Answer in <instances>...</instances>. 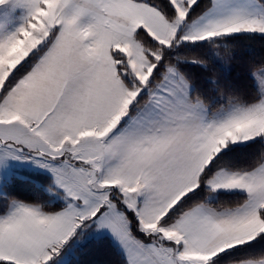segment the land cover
Listing matches in <instances>:
<instances>
[{
  "label": "snow or ice",
  "instance_id": "6c2138e0",
  "mask_svg": "<svg viewBox=\"0 0 264 264\" xmlns=\"http://www.w3.org/2000/svg\"><path fill=\"white\" fill-rule=\"evenodd\" d=\"M99 242L264 264V0H0V264Z\"/></svg>",
  "mask_w": 264,
  "mask_h": 264
},
{
  "label": "trees",
  "instance_id": "16d2710c",
  "mask_svg": "<svg viewBox=\"0 0 264 264\" xmlns=\"http://www.w3.org/2000/svg\"><path fill=\"white\" fill-rule=\"evenodd\" d=\"M253 48L259 52L261 42L259 40L251 42ZM235 71H241V67L237 65ZM92 264H108L112 259L109 249L104 242H99L93 246L92 254L88 257Z\"/></svg>",
  "mask_w": 264,
  "mask_h": 264
}]
</instances>
